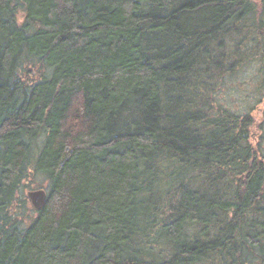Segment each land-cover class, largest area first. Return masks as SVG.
<instances>
[{
  "label": "trees",
  "instance_id": "16d2710c",
  "mask_svg": "<svg viewBox=\"0 0 264 264\" xmlns=\"http://www.w3.org/2000/svg\"><path fill=\"white\" fill-rule=\"evenodd\" d=\"M249 68L264 0H0V264H264Z\"/></svg>",
  "mask_w": 264,
  "mask_h": 264
},
{
  "label": "rangeland",
  "instance_id": "374dc122",
  "mask_svg": "<svg viewBox=\"0 0 264 264\" xmlns=\"http://www.w3.org/2000/svg\"><path fill=\"white\" fill-rule=\"evenodd\" d=\"M253 72V69L249 68L248 71L246 70L243 74L239 75L238 78L230 81L227 87H223L224 90L220 94L221 97L226 100V103L230 105L234 110L240 111V109H242L247 111L251 110V108H254L252 112L259 116V114L264 110V97H262V100L260 96L255 95L251 85L249 88L247 87L248 91L241 87V84L244 80H250L252 78ZM261 100L262 102L260 103ZM40 179H42V177L38 179V181L42 182ZM36 189L43 188L34 186V188L26 189L25 195L23 196L25 198L27 197L26 205L22 208L18 207L19 213L24 214L23 219H25L27 222H30V220L35 217L36 211V208H33L31 199L28 197V192L35 191Z\"/></svg>",
  "mask_w": 264,
  "mask_h": 264
},
{
  "label": "water",
  "instance_id": "95a60500",
  "mask_svg": "<svg viewBox=\"0 0 264 264\" xmlns=\"http://www.w3.org/2000/svg\"><path fill=\"white\" fill-rule=\"evenodd\" d=\"M28 197L31 199L33 208L41 210L44 208L47 202V190L46 189H36L35 191L28 192Z\"/></svg>",
  "mask_w": 264,
  "mask_h": 264
}]
</instances>
